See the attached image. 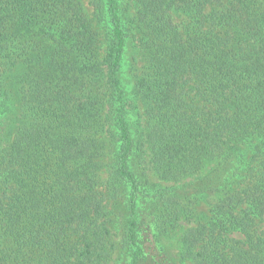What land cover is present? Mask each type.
Masks as SVG:
<instances>
[{
  "label": "trees",
  "instance_id": "obj_1",
  "mask_svg": "<svg viewBox=\"0 0 264 264\" xmlns=\"http://www.w3.org/2000/svg\"><path fill=\"white\" fill-rule=\"evenodd\" d=\"M186 261L264 264V0H0V264Z\"/></svg>",
  "mask_w": 264,
  "mask_h": 264
},
{
  "label": "rangeland",
  "instance_id": "obj_2",
  "mask_svg": "<svg viewBox=\"0 0 264 264\" xmlns=\"http://www.w3.org/2000/svg\"><path fill=\"white\" fill-rule=\"evenodd\" d=\"M85 3H86V0H85ZM88 10H89V7H88ZM185 264H189V263L186 261Z\"/></svg>",
  "mask_w": 264,
  "mask_h": 264
}]
</instances>
